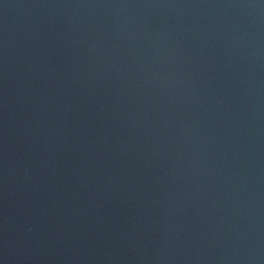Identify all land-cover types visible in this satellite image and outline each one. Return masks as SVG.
<instances>
[{"label":"water","instance_id":"water-1","mask_svg":"<svg viewBox=\"0 0 264 264\" xmlns=\"http://www.w3.org/2000/svg\"><path fill=\"white\" fill-rule=\"evenodd\" d=\"M43 264H264V0H49Z\"/></svg>","mask_w":264,"mask_h":264}]
</instances>
